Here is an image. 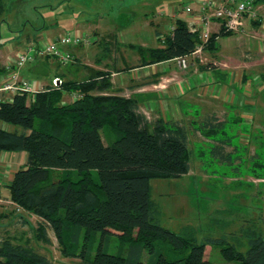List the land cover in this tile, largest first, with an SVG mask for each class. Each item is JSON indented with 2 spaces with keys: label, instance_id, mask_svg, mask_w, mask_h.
Wrapping results in <instances>:
<instances>
[{
  "label": "trees",
  "instance_id": "trees-1",
  "mask_svg": "<svg viewBox=\"0 0 264 264\" xmlns=\"http://www.w3.org/2000/svg\"><path fill=\"white\" fill-rule=\"evenodd\" d=\"M7 9L6 0H0V18ZM233 34L212 33L204 51L215 49L219 36ZM158 35L161 46H134L144 65L190 55L201 43L183 18L176 19L170 34ZM110 74L99 70L84 79H59L0 101V121L22 128L0 127V151L27 153L25 166L6 185L11 201L41 218L40 240L50 244L51 229L62 252L82 264H217L205 254L216 240L199 241L194 233L160 223L150 182L190 173L194 133L208 138L215 157L230 161L238 146L226 134L227 121L213 113L195 120L150 118L136 96L112 92ZM66 94L78 96L68 102ZM103 129L114 136L112 142L106 143ZM57 170L61 175L55 176ZM99 233L104 244L112 235L129 243L128 255L110 253L102 243L92 255ZM248 245L246 251L235 244L224 247L225 264H264V229L252 233ZM145 252L147 261L142 260ZM0 264L55 262L28 243L0 237Z\"/></svg>",
  "mask_w": 264,
  "mask_h": 264
},
{
  "label": "rangeland",
  "instance_id": "rangeland-1",
  "mask_svg": "<svg viewBox=\"0 0 264 264\" xmlns=\"http://www.w3.org/2000/svg\"><path fill=\"white\" fill-rule=\"evenodd\" d=\"M196 1L6 0L8 9L0 18V51L16 49L20 44L19 39L23 37H36L37 42L54 41L60 37L75 36L79 30L82 31L79 33L90 37L93 43L90 45L72 43L62 46L64 51L71 53L73 57L87 56L91 58L90 63H94L96 53L99 52L101 56V53L106 52L105 47H111L113 44L116 50L119 48V52L113 57L121 67L132 62L133 56L138 54L128 44L146 47L162 45V42L156 38L157 27L150 25L151 22H162L160 30L163 34H169L171 26L176 22L174 13L185 14V8L195 5ZM133 24L138 31L132 32ZM95 26L99 29L106 26L117 28L114 34L116 37L111 43L108 38L112 36L105 35L102 50L98 42L104 32L102 36L101 33L93 34L92 28L94 29ZM256 31L258 34L256 40L259 42L261 35H264V25ZM254 36L255 33H250L248 36L245 33L223 36L218 41V48L203 51L195 58L196 60L194 59L195 61L193 58L188 59L189 67L195 64L198 67L206 66L201 73L206 82L222 81L226 76L228 79V76L232 75V79L244 80L242 84L250 82L253 85L250 88L255 90L253 98L248 95L245 98L246 101L255 100V104L248 103L249 105L246 106L242 103L233 106L216 101L217 104L205 105L204 110L200 104L182 105L186 114L182 119L186 120L202 119L206 114H212V107L217 108L220 120L227 121L226 134L232 137L233 143L238 146V151L232 154L230 161H221L212 152L208 138L200 133H194L191 136L193 155L190 173L179 179H152L150 182L151 197L158 208L160 223L178 233L185 235L194 233L199 241L208 238L216 240L206 246L205 254L207 259L217 264L227 262L222 253L224 247L235 244L239 249L246 251L251 234L264 229V177L260 176L264 174V45L260 49L258 47V50L252 47ZM245 38L248 40L246 49L242 43ZM237 45L246 51L242 52V55H237L235 52L236 58H234L233 51ZM42 59L28 62L16 71L32 81L36 78H45L51 83L58 73L63 75L71 66H73L72 70L82 66L75 58L70 63H63L54 57L48 63ZM109 61L112 62V59ZM227 64L229 68L225 67ZM178 66L172 62V67L177 72L181 74L189 72L188 67V69H180ZM83 69L78 70L85 72ZM82 76H74V79L86 77ZM189 78L194 79L192 74L186 79ZM238 89V85L231 86V90L233 92L236 90V94ZM243 89L245 88H242V91ZM144 108L142 111L150 118H154L153 111ZM3 123L0 121V124ZM8 126L9 130H22L20 126L13 124ZM102 134L106 143L114 140V136L109 135L105 129L102 130ZM2 154L0 162L7 165L8 162L12 163L9 156L14 154V151H3ZM61 173L57 170L55 176ZM3 194H10L8 187L4 188ZM5 211L8 213L1 214L0 208V237H10L15 242L28 243L47 253L55 264H82L81 259L69 257L62 252L51 229L48 230L50 244L39 239L38 227L42 220L37 215L23 209L17 212L7 208ZM103 242L99 233L90 246L92 255L101 243L110 253L128 255L130 244L121 243L117 235H112L108 243ZM80 249L78 248V251ZM167 253L169 254V251ZM142 260H149V253L145 252Z\"/></svg>",
  "mask_w": 264,
  "mask_h": 264
},
{
  "label": "crops",
  "instance_id": "crops-1",
  "mask_svg": "<svg viewBox=\"0 0 264 264\" xmlns=\"http://www.w3.org/2000/svg\"><path fill=\"white\" fill-rule=\"evenodd\" d=\"M221 1H229V0H221ZM194 7L196 8L197 6L194 5ZM174 18L176 19L183 18L184 20H187L188 15L186 13L185 14L182 13L180 15L174 13ZM151 24L157 27L155 29L156 38L158 39V41L163 42L164 40L160 38V36L158 35V33H162V31L160 30V25L162 24V22L161 23L151 22L150 25ZM259 27L260 26L255 25L253 22L251 23L246 22L243 30L238 33H234L233 35H240L242 33H245L248 36L250 33L252 34L255 33L254 41L252 42V47H255L258 50V47L259 49L262 47L261 39H259L260 40L259 42L258 40H256V37L258 36L256 30ZM131 28H132V32L138 31V29H136L135 24H133ZM173 29H174V24L173 26H171L170 33L172 32ZM212 30H213V33H219L221 31L219 29L218 23L213 24ZM116 31H117V28L112 27V26L111 27L106 26L101 29L97 28L96 26L94 27V29L92 28L93 34L101 33L100 36H102L104 32V35L102 36L100 42L96 41V43L98 42V46L100 47L101 50L102 48H104V45L102 43H103V39L105 38V35L107 37H109V34L110 36H112L110 39L108 38L109 42L111 43L114 37H116L114 35ZM77 32L79 33L82 31L77 30ZM164 35L162 33V37ZM221 37L223 36H219L217 38L216 48H218L219 46L218 41ZM36 39L38 38L31 37V36H27L25 38L23 37L22 39H19L20 44H18L19 47H16V49H12V51L10 49L0 51V61L4 62L8 58L16 56L18 53L22 52L30 44H33V43L39 44L40 42H37ZM242 43L245 48L246 44L248 43L247 38L242 40ZM128 46L134 49L135 51H137L138 54L137 55L135 54L133 56L132 62L126 63V65L124 64L121 67L117 63L116 59H114L113 57V55L115 56V54L119 52V48L116 50V46L112 44L111 47H107V48L105 47L106 52L101 53L102 54L101 56L99 52L96 53L94 57L95 58L94 63H90L91 58L87 56L85 58H82L81 56L74 57L76 60H78V63H80V65L82 64V66L79 67L78 69L82 71V69L84 68L83 70L85 72H81L77 68H75V70H72L73 66H71L67 73H63V75L58 73L52 79L51 83H49L45 78H42V79L36 78L35 81H32L31 79L27 77H24V78L31 81L34 84L36 90H41L49 85L59 83L58 81L59 79H74V76L78 77V75L89 77L91 73L99 71V70L109 71L111 73L110 78H111V82L113 85L112 86L113 93H119V94H122L128 97L136 96L138 100L140 101L142 110L145 109L144 107H146L149 110L153 111L152 115L154 117L164 116L167 119H170V117L171 119L184 118L186 114L184 113V110L182 108L183 104H188V105L200 104L202 105L203 110H204L206 109L204 107L205 105L217 104L216 101L223 102L225 103V105H227L226 103H228L229 105L232 104L233 106H235V104L241 105L242 103L246 106L249 104L256 103L255 100L253 102L250 100L246 101V98H245L246 95H248V97L253 98V94L255 93V90L250 89L253 86L250 82L242 84L244 80L232 79L231 78L232 75H231V76H228V79L226 78L227 77L226 76L225 77L226 79L224 78L222 81L213 80L212 82L209 83L204 80L205 78L201 74L202 70H204L205 67L201 65L200 67H198L196 64L195 66H193L194 68L191 66L190 67L188 66L189 72H186V74L184 73L181 74L180 72H177L176 69L172 67V62H175V64L178 65L176 59H172V60L165 61V62L144 65L142 63V57H141L140 52L134 46H140L144 49L154 48V47H146V46L137 45L133 43L128 44ZM243 49L237 45V47L233 51V57L236 58L234 56L235 52L237 55H242V52L246 51L245 50L246 48L244 50ZM121 55L125 56L123 54ZM50 59H52V57H44L42 61L44 60L46 63H48ZM111 59H112V62L109 61ZM195 60L193 59V61ZM74 64H77V63H74ZM178 67L182 69L180 66ZM225 67L229 68L230 66L227 64L225 65ZM189 74H192V77H194V79H190V78L186 79ZM7 75H8V72L6 70L0 71V84H2V82L5 81V79H7ZM199 77L201 79H199ZM212 83H213V86H212ZM235 85L239 86V89L237 91L239 95L235 93L236 90L234 92L231 90V86H235ZM242 88H245V89H243L242 91ZM3 98L9 100L12 98V94H4ZM65 100L70 102L72 100L71 94H66ZM211 109H212L211 113H213L214 115L218 117L220 116L218 114L217 108L212 107ZM156 111H158V113H156ZM223 115L226 117L228 116V114H223ZM0 127L9 130V126L6 123L0 124ZM2 152L3 151H0V155H3ZM25 153L26 152H14V154L9 156V159L11 160L12 163L8 162V165L0 162V208L2 209L1 214H5V213L7 214L8 212L5 211V209L7 208H12V210L17 211V206L13 203L11 205L10 203L11 202L10 194L9 195L3 194V190L5 187H7L6 185L9 182H11L15 171L18 169L16 167L17 166L22 167L24 164H26L27 154ZM23 158H24V161H23ZM22 163L23 165H21Z\"/></svg>",
  "mask_w": 264,
  "mask_h": 264
},
{
  "label": "built area",
  "instance_id": "built-area-1",
  "mask_svg": "<svg viewBox=\"0 0 264 264\" xmlns=\"http://www.w3.org/2000/svg\"><path fill=\"white\" fill-rule=\"evenodd\" d=\"M195 5L197 9L194 5L185 8L188 15L186 21L190 31L199 35L201 43L190 55L176 58L178 65L184 69L189 65L188 59H195L204 51V46L213 33V24L218 23L220 30L224 29L233 33L242 31L246 22L260 21V26L264 25V2H257V0H197ZM72 43L90 45L93 42L90 37L82 33H77L75 36L60 37L54 41L42 40L39 44L28 45L16 56L8 58L4 62L0 61V71L6 70L8 72L7 79L0 84V101L7 100L3 98L4 94H12L13 96L20 92L33 93L38 91L34 84L22 77L16 69H20L28 62L44 57H54L63 63H70L74 57L71 53L64 51L62 46ZM261 44H264V35H261ZM71 96L74 99L78 95L72 94ZM15 205L17 206V204ZM17 211H21L19 206H17Z\"/></svg>",
  "mask_w": 264,
  "mask_h": 264
}]
</instances>
